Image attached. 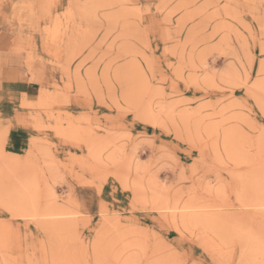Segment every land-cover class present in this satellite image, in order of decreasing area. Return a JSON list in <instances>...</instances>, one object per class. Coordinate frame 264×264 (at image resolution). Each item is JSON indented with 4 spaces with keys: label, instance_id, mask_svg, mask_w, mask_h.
Segmentation results:
<instances>
[{
    "label": "rangeland",
    "instance_id": "obj_1",
    "mask_svg": "<svg viewBox=\"0 0 264 264\" xmlns=\"http://www.w3.org/2000/svg\"><path fill=\"white\" fill-rule=\"evenodd\" d=\"M2 54L0 264H264V0H0Z\"/></svg>",
    "mask_w": 264,
    "mask_h": 264
},
{
    "label": "crops",
    "instance_id": "obj_2",
    "mask_svg": "<svg viewBox=\"0 0 264 264\" xmlns=\"http://www.w3.org/2000/svg\"><path fill=\"white\" fill-rule=\"evenodd\" d=\"M0 61L2 77L0 82V104L3 110L14 104L22 94L28 95L32 92L33 86L24 79L23 67L20 66V58L13 54H2Z\"/></svg>",
    "mask_w": 264,
    "mask_h": 264
}]
</instances>
